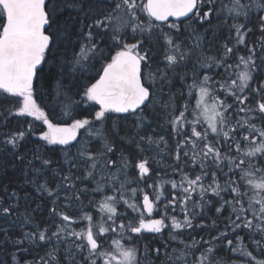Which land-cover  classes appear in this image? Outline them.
<instances>
[{"label":"snow or ice","instance_id":"obj_1","mask_svg":"<svg viewBox=\"0 0 264 264\" xmlns=\"http://www.w3.org/2000/svg\"><path fill=\"white\" fill-rule=\"evenodd\" d=\"M253 15L261 36L249 45ZM214 19L223 20L234 37L223 45L222 55L209 56L199 28ZM192 25L199 28L186 44L181 37ZM160 40L163 66L154 54V41ZM206 46L210 51L213 41ZM96 63H101L98 78L90 75ZM258 72L264 74V0H0V92L20 100L0 111V128L8 129L10 119L22 120L15 129L0 132V155L24 164L33 174L27 180L24 173L27 182L51 204L45 227L25 216L19 235L0 229V251L15 250L12 264H17V251L31 247L47 249L31 264H152L149 256L160 259V248L145 245L141 252L133 236L167 230L172 241L184 246L169 255L170 245H161L171 264H188L189 255L193 264H213L210 241L182 237L186 230H203L205 225L194 220L214 210L229 215L225 230L212 240H226L233 252L250 258L245 264H264L253 254L259 249L264 257V80L252 87ZM177 82L181 90H175ZM41 83L65 101L59 113L65 122L54 123L37 102ZM185 88L188 97L196 93L194 107L190 100L178 103ZM81 105L88 106V115L77 118L83 115L76 111ZM158 108L166 112L176 139L171 176H161L144 155L152 145H167L164 136L149 133ZM129 115L135 119L126 127L120 121ZM35 121L41 122L39 129ZM81 130L83 140L78 139ZM32 137L35 146L21 152ZM93 140L102 150L89 147ZM117 152L118 159L108 156ZM129 169L135 177L130 178ZM176 175L179 181L171 178ZM89 193L103 194L99 220L88 210L97 202L83 203ZM11 197L13 204L0 197L5 221L19 207L15 190ZM76 203L80 207L70 215ZM81 221L86 222L81 230L72 227ZM24 225H32L31 230H23ZM117 231L120 239L113 238Z\"/></svg>","mask_w":264,"mask_h":264},{"label":"trees","instance_id":"obj_2","mask_svg":"<svg viewBox=\"0 0 264 264\" xmlns=\"http://www.w3.org/2000/svg\"><path fill=\"white\" fill-rule=\"evenodd\" d=\"M221 2H230V0H221ZM243 2L248 3L249 0H243ZM231 21H229V24ZM248 27L252 29V32L248 35L246 38L249 45H251L253 42L257 41L259 37L261 36V33L259 32V24L256 15H253L251 17V23L248 24ZM199 28L198 25H192V28H188L184 35L181 37V39L184 40L186 44H190L192 42V38L190 36V33L193 29ZM167 31V28L164 29ZM199 34L204 38V44H202V47L205 51V53L209 56L212 55H222L223 54V45L228 41L229 37H234V33H230L228 29V25L223 23V20L217 21L213 20L211 25L205 24L202 28H199ZM159 35V33H158ZM213 41V46L211 47V50L209 51L207 45V41ZM156 43V49H155V58L157 61H160V66H163V40H160ZM148 45H146L147 47ZM230 46H232L230 44ZM78 51V49H77ZM245 49L243 46H240V54H244ZM115 54V50H113L112 55ZM234 60H230L229 63H233ZM259 63V60L257 61ZM157 65L153 64L152 67L155 68ZM189 67H191V63L189 64ZM101 68V66H100ZM99 68V69H100ZM241 69H237L236 71H241ZM147 71V70H145ZM91 76H95L98 78L97 71L91 72ZM189 75L191 73L189 72ZM254 76L256 77V80L252 82V87L255 88L257 86V83L264 80V74L261 73H254ZM235 78V77H233ZM94 82V80L92 81ZM83 83V81H82ZM188 83H191V79L188 80ZM37 102L45 109V111L50 113V118H53L54 122H65L59 119V113L61 109V105L65 103V101L58 100L55 97L54 92H52L47 87H44L41 84H38L37 86ZM175 90H181L180 89V82H177L176 89ZM185 92L184 99H181L178 101L179 104H183L186 100H190L191 106H195L196 102V93L193 91V94L191 97L187 96V89H182ZM73 99L78 100L79 97L73 96ZM20 102L19 98L12 97L8 94L0 92V111H3L4 109H10L14 105H18ZM228 103H232L231 100H228ZM98 107V106H95ZM55 108V116L52 117V109ZM88 106L87 105H81L80 108H78L77 112H82L83 115L77 116V118H84V116L88 115ZM243 115V113L241 114ZM113 116H118V114H113ZM122 116V115H119ZM157 116L158 119H152L153 128L149 130L150 134L155 135L157 138L159 136H164L165 140L167 141V145L161 143L159 148H157L155 145L151 146V151H147L144 153L146 157H148L151 167L155 169L160 170V175L163 176L165 172L171 176L172 169L175 165L174 160V150L176 146V139L171 134L170 128L166 124V118L167 114L162 108L157 109ZM27 119L29 121L32 120V118H22ZM135 118L133 116H128L127 120L120 121L121 124H123L126 127H131L132 122ZM22 120L18 119H10L8 129L0 128V132L8 131L11 129H15ZM66 122L70 123V120H67ZM34 127L39 129L41 127V122L35 121ZM84 130H81V134L79 139H83ZM123 135V132L121 133ZM43 143V142H40ZM36 144V137H32L29 141L25 142L24 147L21 149V152H25L29 149H32ZM89 147L93 150L100 151L102 150V144L97 143L95 140L89 144ZM118 147L122 148L123 151L126 153H131L133 156L135 155L134 152H132L131 149L124 148L123 145H118ZM73 152H75V149H73ZM120 155V152H117L115 156H113L111 153L108 154V156L112 159H118ZM7 161V163H5ZM100 163H103V160L100 161ZM12 164H15V167H12ZM110 171L114 172L115 168H111ZM27 172V180H31L33 178L32 172L25 168V165L20 163L19 161H15L10 156H4L0 155V197H5V203L6 204H13L15 203V198L11 197L12 191L15 190L18 197H19V207L16 209V213L14 216L8 218L7 221H5L3 218H0V229L2 228H9L10 232L14 233L15 235H19L21 232V224L24 221L25 216H30L32 219L33 224L39 225L40 227H45L47 225V222L49 220V209L51 207V204L49 200L43 196L41 193L36 191V185L30 184L27 182L24 173ZM130 178L135 177L136 173L133 169H129ZM169 177H166V179ZM179 181L180 177L179 175H176L174 177H171ZM41 179H49L48 176H44ZM151 182V181H149ZM5 187H7V191H5ZM88 187L94 188V183H89ZM131 187H136V185H131ZM140 187H144L143 184L140 185ZM150 191V190H149ZM104 194H111L110 190H106ZM102 196L101 193H89L88 198L83 199L84 205H88L89 199L95 200L97 202L96 207H90L88 210L92 213V215L99 220L100 216L103 215V213H100L98 203L101 201L100 197ZM10 198V199H8ZM39 205V207H38ZM79 203H76L72 209H69L68 212L70 215H75V209L79 208ZM189 209H191V204L189 205ZM120 212L124 211V208H119ZM196 211H199V209H196ZM177 215L180 216L182 219V214L179 213V210L177 211ZM229 215L228 211H225L223 213V216H220L215 213V211L208 212L206 210V214L204 216L197 217L194 220V223H203L205 225L204 229L196 228L193 230H186L184 236L182 239L188 240V237H193L197 242L203 238L205 241H210V246L214 249L212 253V262L213 264H245L246 260L250 258H246L240 254L239 251L233 252L232 249L227 245L226 240L221 239L220 241H214L212 240V237H215L219 235L220 232H223L225 230L223 220L225 217ZM213 220L216 221L215 224H213ZM86 222L81 221L79 225H73L72 227L75 228L77 231L81 230V228L85 227ZM32 225H24L23 230H31ZM114 239H120V233L117 231L116 233L112 234ZM128 234L125 233V236ZM241 235H244V233H241ZM229 239L234 240V235L230 232ZM0 239H2V236H0ZM123 243H127V240H123ZM191 241H189L190 243ZM132 243L136 244L140 249L141 252L144 250V246L147 245L152 249L160 248V259H155L154 256H149V260L152 261V264H171V261L167 259V257L164 255L165 249L161 247V245L168 243L170 245L168 249L169 255H173L172 248H183V245L177 244L176 242L172 241L169 233L167 230H165L162 234H155V233H142L139 236H133ZM249 241L246 239L245 244H248ZM235 244V240H234ZM209 245H205L204 248H201L200 251H204L205 248H207ZM15 251L11 246H9L6 250L0 251V262H4V264H12L11 260V254ZM47 251L46 248H37V247H31L29 251H17L16 256L18 258L17 264H24L25 261L31 262L33 260H39L40 257L45 255V252ZM248 251H253V247H249ZM257 259H264V257L260 256L259 249H256L253 253ZM196 257H199L200 252L195 253ZM194 257L192 255L188 256V264H193Z\"/></svg>","mask_w":264,"mask_h":264},{"label":"rangeland","instance_id":"obj_3","mask_svg":"<svg viewBox=\"0 0 264 264\" xmlns=\"http://www.w3.org/2000/svg\"><path fill=\"white\" fill-rule=\"evenodd\" d=\"M222 3H224V4H230V2H222ZM100 66H101V63H96V65H95V69L92 71V72H95L97 69H99L100 68ZM211 101H209V103H210ZM83 139H84V134H83ZM83 139H81V140H83ZM102 196H103V194H102ZM102 196L100 197V200H102Z\"/></svg>","mask_w":264,"mask_h":264},{"label":"water","instance_id":"obj_4","mask_svg":"<svg viewBox=\"0 0 264 264\" xmlns=\"http://www.w3.org/2000/svg\"><path fill=\"white\" fill-rule=\"evenodd\" d=\"M118 115H125V114H118ZM80 137V136H79ZM79 137H78V139H79Z\"/></svg>","mask_w":264,"mask_h":264},{"label":"flooded vegetation","instance_id":"obj_5","mask_svg":"<svg viewBox=\"0 0 264 264\" xmlns=\"http://www.w3.org/2000/svg\"><path fill=\"white\" fill-rule=\"evenodd\" d=\"M54 122V121H53ZM54 123H57V122H54ZM60 123H62V122H60Z\"/></svg>","mask_w":264,"mask_h":264}]
</instances>
